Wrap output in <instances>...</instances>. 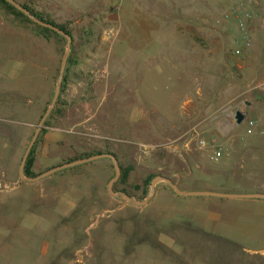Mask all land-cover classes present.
Masks as SVG:
<instances>
[{
    "label": "rangeland",
    "instance_id": "374dc122",
    "mask_svg": "<svg viewBox=\"0 0 264 264\" xmlns=\"http://www.w3.org/2000/svg\"><path fill=\"white\" fill-rule=\"evenodd\" d=\"M16 1L20 5H29L36 12L64 25L71 32V51L76 63L71 68L72 74L77 72L83 75L78 67L88 69V80H92L96 88L93 92L107 95L102 104L91 97L87 102L72 101L70 88L74 76L71 74L70 83L61 95L59 111L52 119V126L45 127L43 134L40 133L36 140L39 141L33 156L34 173L40 174L47 170L43 166L47 157L42 156L38 148L50 128L64 129L69 133L65 147H53L48 155L49 158H61V161L87 153L94 145L102 146L105 138H108L107 143L119 155V163L126 171L123 182H115L113 190L120 192L125 188L131 194L137 193L139 197H142V190H136L135 184L141 183L152 172H162L174 180L177 170L178 173L182 172L180 174H183V179H193L194 176L186 170L189 160L200 162L205 173L221 171L218 165H224L227 161L232 162L229 164L231 171H241L238 164L244 156L243 145H264V133L262 137L246 138L243 130H234L228 118L229 110L235 106L243 110L244 101L248 98L257 99L256 113L264 114V71L252 65L254 58L264 61V29L260 30L257 49L252 50L251 46L247 50L243 48L240 32L234 23L216 26L215 45L218 54L216 63L210 68V75L205 81H209L213 86L219 77L223 79L229 75L239 82L238 87L228 89V95L224 96L217 106L212 102L204 105L203 100L198 104H195L194 100L181 102L176 93L187 89V84H184V88V85L177 87V70L166 62V57H153L154 59L147 61V57L143 55L122 57L124 68L121 69V74L133 76L134 93L138 98L146 95L145 102L130 103L128 101L132 98L129 96L125 98L124 103H118L113 98L118 96V90L125 96L130 94L128 88H118L123 82L118 73L107 64V58L112 59V56H96L94 52L87 54V50L91 53L103 43L104 47L111 48L115 30L100 18L97 23L88 24L86 19L93 18L86 17V7L71 10L68 8V0ZM215 1L214 15L219 18L238 0ZM243 1L247 3L254 20L262 16L260 7L254 5L255 0ZM118 6H114L115 12ZM103 7L99 4L101 10H104ZM97 9L94 8V11ZM141 14L144 23L149 24L147 32L154 34L153 39L160 38L162 48L179 49L182 47V41L183 44L187 43L185 36L175 32L173 25L157 11L151 15ZM91 15L93 16L92 12ZM0 21L3 22V40L8 50L10 88L13 85H16L14 88L18 86L15 92H9V114L5 119L0 117V129H7L8 133L0 138V145L8 144L7 158L4 160V157H0V211H18V217L14 214L16 218L10 220H16L19 224L22 222L27 228L20 234L24 241L23 246L19 247L16 253L13 250L12 264H20L23 261V264H118L119 261L121 264H128L130 253L136 250L138 242L151 241L158 237L157 230L164 225L165 214L162 210L169 205L179 210L205 213L207 220L209 218L211 222L208 227L219 232L213 233L216 237L213 238L212 244H202V248L208 253L205 264H231L230 261L236 258V254H241L243 259H249L252 257L249 255L251 252L246 249L256 250L264 247L263 207L243 204L239 200L224 202L222 205L217 202V206L210 207L202 204V200L196 197L173 201L163 196L161 211H150L144 205L128 203L109 192L108 183L115 176L114 164L110 158L61 170L63 172L57 174L54 180L51 179L45 186L43 183L47 181L46 178L35 182L22 179L19 174L20 165L54 97L67 39L53 34L44 37L38 32L35 24L14 16L3 4H0ZM98 36L101 39H95ZM237 50L247 53L246 64L243 63L241 69L237 68V65L226 67V63L222 62L224 56L231 55L232 62L236 63L234 53ZM163 66H166L164 72L154 71ZM151 68L153 72L150 73ZM15 69L18 73L12 78ZM124 82L128 83V80ZM202 85L206 90L205 82L201 87ZM38 87L41 88L43 100L37 111V104H28L27 101L33 98L28 92L36 93ZM135 107L141 110V114L132 116ZM131 117L133 119H130ZM252 119L257 118L254 115ZM193 128L200 137L193 133ZM199 140H205V147H201ZM186 143L188 146L184 147ZM212 145L221 146L228 158H222L220 163L211 162L209 155ZM259 160L264 161V152L260 153ZM181 184L185 188L199 186L198 183L185 180ZM87 188L90 194L84 198ZM63 206L65 208H62ZM37 211L94 212L88 219L80 217L78 212L65 218L38 219L33 216ZM187 221L192 223V219ZM45 244L49 247L48 255H44L47 253Z\"/></svg>",
    "mask_w": 264,
    "mask_h": 264
},
{
    "label": "crops",
    "instance_id": "0c3cea01",
    "mask_svg": "<svg viewBox=\"0 0 264 264\" xmlns=\"http://www.w3.org/2000/svg\"><path fill=\"white\" fill-rule=\"evenodd\" d=\"M78 1L79 0H68V8H70L71 10H77L78 8L82 9L86 7L88 13H86L88 15L86 17L93 18L86 19L88 24L97 23L100 18L105 24L111 26L115 30L111 48L104 47L105 43H103L104 46L103 44L100 45L96 49H93L91 53H88L90 51L87 50L88 55H91L93 54L92 52H94L96 56H101L104 54L108 55V57L112 56V59L111 57L107 58V64L110 65L111 68H113L114 72L118 73L120 80H122L121 82H123L120 83V87L118 86V88H128L130 94L128 96H125V94H122L119 90L118 94L117 92H113V94L118 95L113 96L115 102L124 103L126 100L125 98H129V96L130 98H132V100L128 99V102L130 103L136 104L137 102H145L146 95L138 98V96H136L134 93L132 85L133 76L130 74H121V69L123 70L124 68L121 59L122 57L127 55H132V58L135 55H143L147 57V61H151L152 59H154L153 57H166V62L177 70V87H180L185 83L187 84V86H183V88L186 86L187 89L176 93V96L181 99V102L185 100L184 102L186 103L194 100L195 104H198L199 101L203 100L204 105L212 102L214 106H217V103H219V101H222V98L224 96L228 95V89L232 90L239 86V82H237L238 80L233 79L229 75L228 78L221 79L219 77L217 83L213 86L209 83V81H205L207 76L210 75V68L213 67L216 63V57L218 54V50L215 45L217 26L215 24L216 16L214 15V11L216 9L215 0ZM99 4L100 6H104V10H101L99 8ZM115 5L120 6H118L116 12L114 11ZM254 5H256L258 8L260 7L263 12L260 10L259 12L262 16H258L251 22L250 27L252 28L251 35L253 40L252 50L257 49L256 46L260 42V30L264 29V2H262L261 0H255ZM96 7L98 9L94 11V8L96 9ZM111 8H113V11H111ZM154 11H157L159 15L164 16L169 21V23L173 25L175 32H180L183 37L185 36L187 43L183 44L182 41V47H180L179 49H170L168 47L162 48L160 38H157V40L153 39L154 34L147 32V26L149 24L144 23V19L140 17L141 13V15L145 16L147 14L151 15ZM91 12L93 13V16H90ZM2 24L3 22L0 21V117H4L1 119H5V117H7V115L9 114V92L11 90L15 92L14 90H17L16 88H18V86L14 88L16 85H13L10 88L9 58L8 50L7 47H5V41L3 40ZM98 37L95 39H101V37ZM246 54L244 53L245 59L243 61V63L245 64L247 62ZM235 56L237 59L236 63L238 64L240 60L237 55ZM232 61V56H228V54L224 56V61L222 60L223 63H226V67L228 68L237 65ZM252 62V65L254 64L256 68L264 71V61H259L258 59L254 58ZM78 70L82 71L83 75H80V79L75 78L71 81L72 86L70 88V99L79 103L83 100L87 102L89 101L88 98L91 97L93 99H97L100 104L105 102L107 99L106 93L96 94L95 92H93L96 88L95 85L88 80L89 70L79 67ZM165 70L166 66H163L156 68L154 71H156L157 73H162ZM14 71L15 72L12 78H15V74L18 73L17 69H15ZM151 72H153V68L150 69V73ZM82 76L84 77L82 78ZM126 79L128 80V83L124 82ZM203 82H205L206 84V90L205 86L203 87L202 85L203 88L201 87V84H203ZM122 85H124V87ZM104 87L106 91L107 84ZM28 94L33 98L28 100L27 103L37 104L38 111L43 100L41 98V88L38 87L36 93L29 91ZM244 102L245 108L241 110V108H237L235 106L233 109L229 110L228 118L232 119L234 113L237 110L246 112L247 116H251V118H253L255 115L257 118L256 120L258 122V126L255 132L251 135H246V138L252 139L260 136L262 137V131H264V114L256 113L258 112L256 111L258 100L255 98H248ZM138 114H141V110L135 107L133 109L132 116H136ZM130 119L133 118L131 117ZM242 125H244V127ZM113 127L115 128V126ZM232 127L235 131L243 130V133H245L247 126L243 123L241 125H237L236 123H234ZM68 134L69 133L64 129H47L45 137L44 139H42V145H40L38 148L42 156L47 157V160L43 164V166L47 170L54 166H57V164L61 161V158L58 159L55 156H50L49 158L48 155L51 151V148L65 147L68 141ZM7 135V129L5 131L0 129L1 139L3 136L5 137ZM242 152L244 155L242 161L239 164L233 163L240 165L241 171H231V167L229 166V164H232V162L227 161L223 163L224 165H218L222 169L221 171L205 173V171L201 169L200 162L189 160V163L185 161L188 164H186V170H188V173L192 174L194 178L183 179V177L181 176L183 174H180L182 172L178 173V171L176 170L174 174L176 178L174 180L172 178L171 179L176 182L179 188L184 192L213 191L223 193H264V161L259 160L260 153L264 152V145L258 143L246 144L243 145ZM7 153L8 144L3 143L2 145H0L1 159H3L4 157L5 160L7 158ZM223 158L226 159L228 158V156H224ZM118 160L120 161V159ZM89 163L90 162L86 164ZM60 172L63 171H58L45 177L47 181L43 183V186L47 185L51 181V179L54 180L55 176ZM183 180L190 183H198L199 186L194 188H185L181 184L183 183ZM85 191L86 196L84 198H87L90 194L89 189L87 188ZM131 196H135L137 198L139 197L137 193H133ZM163 196L170 198L173 201H185L188 197H196L202 200L200 201L202 204L208 205L210 207L217 206V202L222 205L224 204V202H233L239 200L243 202V204H256L257 206L264 208V199L262 198H231L209 195H182L175 192L164 181H159L155 185L152 197L144 206L150 211H152L151 209H153L154 211H161L164 202ZM62 208L65 207L63 206ZM45 212L46 211H41V213L38 212L36 214H33V216L38 219L65 218L73 215L74 212H78L80 217L88 219L94 211ZM162 213L165 214L163 218L164 225L157 230L158 237L151 241L144 240L138 242L136 250L130 253L128 264H205V259L208 253L205 249L202 248V244L204 242L212 244L214 242L213 238L216 237L213 233H219L213 228L208 227L211 222L209 221V218L207 220L206 214H202L200 213V211L179 210L174 208L173 205L165 206L162 210ZM14 214L16 217H18L19 213L18 211H0V264H12V256L18 251L19 247L23 246L24 241L22 240V237H20V234L23 233L27 228L24 224H22V222L19 224V222L16 220H14V222L10 220V218H16L15 216H13ZM187 219H192V223H188ZM165 222L167 223V225ZM172 222H175L178 225H174L172 224ZM38 232L40 233V231ZM45 245L47 246V253L45 252L44 255H48L49 247L47 244ZM54 246L56 247L55 244ZM13 250L15 251L14 253ZM246 250L251 252L249 254L250 256H252L250 257L251 261L250 258L243 259V256H241V254H236V258L230 261L231 264H264V247H260L256 250ZM256 256L260 257L256 258ZM118 264H121V262L119 261Z\"/></svg>",
    "mask_w": 264,
    "mask_h": 264
},
{
    "label": "water",
    "instance_id": "95a60500",
    "mask_svg": "<svg viewBox=\"0 0 264 264\" xmlns=\"http://www.w3.org/2000/svg\"><path fill=\"white\" fill-rule=\"evenodd\" d=\"M5 1H7L11 5H13L18 10L22 11L26 16H28L30 19L35 21L37 24H39L43 27L50 28V29L54 30L56 33L64 36L67 39L65 54L63 57L61 68H60L59 77L57 80V87H56L54 97H53L52 102L50 103L49 107L45 111V113H44V115L40 121V124H39L32 140H31L27 150H26V153L23 157L22 163L20 165L19 174H20V177L22 179L35 182V181H38L42 178H45V177L53 174V173H56V172L61 171L63 169H66V168L74 167V166L81 165L84 163H88V162H91V161H94L97 159H101V158H110L114 164L115 176L109 181L108 190L112 195H114L116 197H121L124 200H126L128 203H131V204H136V205H141V206L146 205L148 203V201L150 200V198L152 197L155 185L159 181L166 182L175 192L182 194V195H209V196L231 197V198H262V199H264V193H223V192H213V191L184 192L179 188L178 184L176 182H174L171 178L165 177V176H156L152 180V182L149 186V192H148L147 196L143 200H139L135 196H130L124 192H116L113 190V186H114L115 182H117L121 176V167H120L118 158L112 153H100V154H95V155H92V156H89L86 158L69 161V162L63 163L61 165L54 166V167L44 171L43 173L37 175L36 177L26 176L24 173V168H25L27 159L29 157V154H30L36 140L38 139L39 134L41 133V131L44 127V122L46 121L47 117L50 115L52 110L55 108L58 97L60 95V90H61V85H62V81H63V77H64V72H65V69L67 66L68 58H69L70 53H71V44H72L73 38L70 34L66 33L64 30L60 29L59 27L37 18L29 10H27L22 5H20L16 0H5ZM246 116H247L246 112L241 111V110H237L234 113L235 123L237 125H241L245 121Z\"/></svg>",
    "mask_w": 264,
    "mask_h": 264
},
{
    "label": "trees",
    "instance_id": "16d2710c",
    "mask_svg": "<svg viewBox=\"0 0 264 264\" xmlns=\"http://www.w3.org/2000/svg\"><path fill=\"white\" fill-rule=\"evenodd\" d=\"M0 4H3L5 7H7V9L9 10L10 13H12L14 16H17V17H22L24 18L26 21H29V22H32L33 24H35L38 32L43 35L44 37H48L47 35H50V34H53L57 37H60V38H64L62 35L56 33L54 30L50 29V28H47V27H43L39 24H37L36 22H34L32 19H30L28 16H26L22 11L18 10L17 8H15L13 5H11L10 3H8L7 1L5 0H0ZM22 6L24 8H26L27 10H29L34 16H36L37 18L45 21V22H48V23H51L57 27H59L60 29L64 30L66 33L71 34V32H69V30H67V28L62 25V24H58L56 22H54L53 20L49 19V18H46L44 17L42 14L36 12L35 10H33L29 5L27 4H22ZM73 38V36H72ZM73 51H71V54L68 58V62H67V66H66V69H65V72H64V77H63V81H62V85H61V90H60V95L58 97V100H57V103H56V106L55 108L52 110V112L50 113V115L48 116L47 120L45 121L44 123V127L41 131V134H43V132L45 131V127H49V126H52V119L55 115V113L57 111H59V106L60 104L62 103L61 101V95L63 94V92L67 89L69 83H70V77H71V74H72V67L74 65H76V63L74 62L73 60V55H72ZM74 76V79L77 78V79H80L81 76H80V73H77V72H73L72 74ZM73 79V80H74ZM90 82L93 83V81L91 80ZM107 140H109L108 138H105V143L104 145L102 146H97V145H94L90 148V151L87 152V153H83L81 154L80 156H75L71 159H67V160H62L60 161L57 165H61L63 163H66V162H69V161H73V160H76V159H82V158H86V157H89V156H92V155H95V154H100V153H112L114 154L118 159H119V156L117 155L116 152H114L110 145L107 143ZM39 141V140H38ZM35 143V145L33 146L30 154H29V157L27 159V162H26V165H25V168H24V173L26 176L28 177H36L37 175L39 174H36L32 171V165H33V161H34V152H35V146L37 144V142ZM72 147V145H70V148ZM120 162V161H119ZM120 164V167H121V176L119 178V181L118 183L120 182H123V180L125 179V169L122 167L121 163ZM176 171V170H175ZM41 174V173H40ZM156 176H166V177H169L167 174H164L162 172H152L150 174H148L146 176V178H144L141 183L138 182L135 184V189L136 190H142V197H138L139 200H143L148 192H149V186L152 182V180L156 177ZM120 192H124L128 195H132L129 191H127L125 188L120 190Z\"/></svg>",
    "mask_w": 264,
    "mask_h": 264
},
{
    "label": "built area",
    "instance_id": "2783aa9c",
    "mask_svg": "<svg viewBox=\"0 0 264 264\" xmlns=\"http://www.w3.org/2000/svg\"><path fill=\"white\" fill-rule=\"evenodd\" d=\"M252 21H253V15L249 11L247 7V3L244 2L243 0H238L230 9L222 13V15L219 18L215 19V24L222 25L224 23H234L240 32L243 48L248 50L251 48L253 44L251 27H250ZM234 54L237 55V57L240 60L237 64V68L241 69L243 66V61L245 59L243 50H237ZM229 122L232 125H234L235 123L234 116L232 117V119L230 118ZM243 123H245L247 126L245 135L253 134L258 126V122L255 119L249 118L248 116H246V119ZM193 133L198 134L196 129L194 128H193ZM262 133H264V131H262ZM198 137H200L199 134ZM199 143L201 144V147H205L206 144L205 140H199ZM185 146L187 147L188 144L187 143L184 144V147ZM212 146L213 148L211 149L212 151L209 155V159L213 163H218L225 156V151L221 146H215V145Z\"/></svg>",
    "mask_w": 264,
    "mask_h": 264
}]
</instances>
